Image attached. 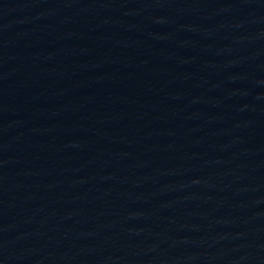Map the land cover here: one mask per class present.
Wrapping results in <instances>:
<instances>
[{
  "label": "water",
  "instance_id": "95a60500",
  "mask_svg": "<svg viewBox=\"0 0 264 264\" xmlns=\"http://www.w3.org/2000/svg\"><path fill=\"white\" fill-rule=\"evenodd\" d=\"M0 264H264V0H0Z\"/></svg>",
  "mask_w": 264,
  "mask_h": 264
}]
</instances>
